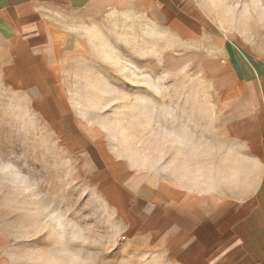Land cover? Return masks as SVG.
Returning a JSON list of instances; mask_svg holds the SVG:
<instances>
[{
    "label": "rangeland",
    "instance_id": "obj_1",
    "mask_svg": "<svg viewBox=\"0 0 264 264\" xmlns=\"http://www.w3.org/2000/svg\"><path fill=\"white\" fill-rule=\"evenodd\" d=\"M200 1L224 33L202 10L183 21L79 12L51 24L67 120L0 43L2 264H170L138 231L144 216L110 205L123 195L112 174L127 168L145 188L210 183L211 155L217 170L237 144L258 86L248 79L264 60V0Z\"/></svg>",
    "mask_w": 264,
    "mask_h": 264
},
{
    "label": "crops",
    "instance_id": "obj_2",
    "mask_svg": "<svg viewBox=\"0 0 264 264\" xmlns=\"http://www.w3.org/2000/svg\"><path fill=\"white\" fill-rule=\"evenodd\" d=\"M124 9L154 10L180 21L202 10L222 31L200 0H0V43L35 81L56 115L67 120L70 104L53 75L61 52L51 24L67 14ZM252 71L248 82L258 86L246 99L241 124L234 130L237 144L222 151L225 161L217 170L214 157L219 154L211 155L210 183L198 179L145 188L133 183L127 168L112 174L113 190L123 195L110 205L144 216L138 231L146 233L149 246L162 248L170 264H264V60Z\"/></svg>",
    "mask_w": 264,
    "mask_h": 264
}]
</instances>
